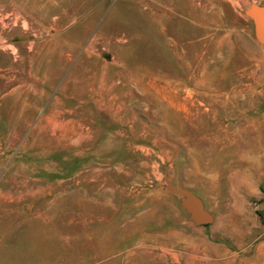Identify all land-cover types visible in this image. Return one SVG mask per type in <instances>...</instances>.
<instances>
[{
    "label": "rangeland",
    "instance_id": "rangeland-1",
    "mask_svg": "<svg viewBox=\"0 0 264 264\" xmlns=\"http://www.w3.org/2000/svg\"><path fill=\"white\" fill-rule=\"evenodd\" d=\"M264 0H0V264H264Z\"/></svg>",
    "mask_w": 264,
    "mask_h": 264
},
{
    "label": "water",
    "instance_id": "water-1",
    "mask_svg": "<svg viewBox=\"0 0 264 264\" xmlns=\"http://www.w3.org/2000/svg\"><path fill=\"white\" fill-rule=\"evenodd\" d=\"M248 14L253 18L255 33L260 44H264V7L252 6L248 9Z\"/></svg>",
    "mask_w": 264,
    "mask_h": 264
}]
</instances>
